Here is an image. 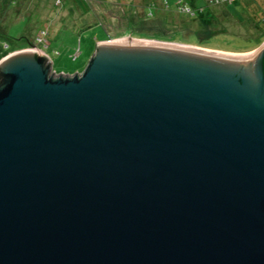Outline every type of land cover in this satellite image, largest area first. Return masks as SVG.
Returning a JSON list of instances; mask_svg holds the SVG:
<instances>
[{
    "label": "water",
    "instance_id": "1",
    "mask_svg": "<svg viewBox=\"0 0 264 264\" xmlns=\"http://www.w3.org/2000/svg\"><path fill=\"white\" fill-rule=\"evenodd\" d=\"M35 51L0 59V264H264V42Z\"/></svg>",
    "mask_w": 264,
    "mask_h": 264
},
{
    "label": "rangeland",
    "instance_id": "2",
    "mask_svg": "<svg viewBox=\"0 0 264 264\" xmlns=\"http://www.w3.org/2000/svg\"><path fill=\"white\" fill-rule=\"evenodd\" d=\"M214 1L7 0L0 4V24L9 37L0 38V46L10 53L28 46L27 38L43 33L44 41L26 48L37 54L43 51L56 74L82 72L98 43L108 38L186 47L221 57L254 54L264 42L260 41L264 4L235 0L214 5ZM182 3L192 12L184 11ZM204 6L205 11H199ZM206 12L211 17L208 14L202 21Z\"/></svg>",
    "mask_w": 264,
    "mask_h": 264
},
{
    "label": "trees",
    "instance_id": "3",
    "mask_svg": "<svg viewBox=\"0 0 264 264\" xmlns=\"http://www.w3.org/2000/svg\"><path fill=\"white\" fill-rule=\"evenodd\" d=\"M182 1H184L183 3H185V1H189V0H178V2H177V4H180V2H182ZM235 1V0H234ZM233 1V2H234ZM259 1V3H261L260 2V0H257V2ZM7 2V0H1L0 1V4H4V3H6ZM9 3H11V0H10V2ZM183 3H182V7L184 6L183 5ZM257 5V4H256ZM260 7L262 6V5H260V4H258ZM214 6V5H213ZM189 7V6H188ZM207 7V6H206ZM209 7H211V6H209ZM190 8V7H189ZM191 10H193L192 8H190ZM199 11H201V12H203V11H205V6L204 7H200V10ZM214 11H212V16L214 15V13H213ZM209 13H202L201 14V19H202V21L203 20H205L207 17L209 18V15H208ZM210 17H211V15H210ZM259 21V20H258ZM0 23H1V18H0ZM258 23V22H257ZM259 27H260V25H259ZM133 35V34H132ZM135 36H138V37H140V36H143V35H135ZM9 37V34L6 32V30L4 29V25H2V24H0V38H2V39H4V41H5V39L6 38H8ZM38 37V36H37ZM37 37H35L34 39H32V40H30V39H28L27 38V40H28V43H29V45L28 46H26V47H34V44H36L37 43V41H38V39H37ZM147 37V36H146ZM261 37V39H260V41H262L263 39H264V34H262V36H260ZM147 38H150V39H155V37H153V36H149V37H147ZM109 39V38H108ZM5 43V42H4ZM1 44H3V42L1 43ZM26 47H24V48H26ZM19 49H21V48H18V49H16V50H19ZM5 50V49H4ZM4 50H3V48H2V46H0V51H3L4 52ZM0 52V58H2V57H4L6 54H8L9 52ZM12 52V51H11Z\"/></svg>",
    "mask_w": 264,
    "mask_h": 264
},
{
    "label": "built area",
    "instance_id": "4",
    "mask_svg": "<svg viewBox=\"0 0 264 264\" xmlns=\"http://www.w3.org/2000/svg\"><path fill=\"white\" fill-rule=\"evenodd\" d=\"M210 1H212V0H210ZM234 0H215L214 2H212V4H214V5H216V4H219V3H231V2H233ZM184 11H186V12H192V10L190 9V8H187V7H185V6H183V8H182ZM37 39H38V41L40 40V41H44L45 39H44V36H43V33H41V34H39V36L37 37Z\"/></svg>",
    "mask_w": 264,
    "mask_h": 264
},
{
    "label": "crops",
    "instance_id": "5",
    "mask_svg": "<svg viewBox=\"0 0 264 264\" xmlns=\"http://www.w3.org/2000/svg\"><path fill=\"white\" fill-rule=\"evenodd\" d=\"M260 2L261 3H259V1L257 2V0H255V5L257 4H260V5H262V4H264V0H260ZM217 5V4H216ZM219 5V4H218ZM263 6V5H262ZM228 7V6H227ZM113 41H115V40H113Z\"/></svg>",
    "mask_w": 264,
    "mask_h": 264
},
{
    "label": "bare ground",
    "instance_id": "6",
    "mask_svg": "<svg viewBox=\"0 0 264 264\" xmlns=\"http://www.w3.org/2000/svg\"><path fill=\"white\" fill-rule=\"evenodd\" d=\"M122 42V41H121ZM157 44V43H156ZM174 46V45H173ZM180 47V46H179ZM186 48V47H185ZM190 49V48H189Z\"/></svg>",
    "mask_w": 264,
    "mask_h": 264
}]
</instances>
